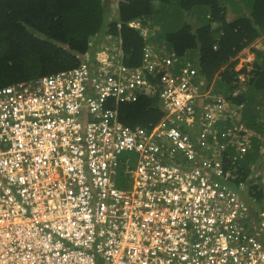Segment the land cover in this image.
<instances>
[{"label": "built area", "instance_id": "obj_1", "mask_svg": "<svg viewBox=\"0 0 264 264\" xmlns=\"http://www.w3.org/2000/svg\"><path fill=\"white\" fill-rule=\"evenodd\" d=\"M125 58L101 48L0 87V264H264V226L226 181L222 108L204 103L194 63L176 58L151 86L162 119L134 128L119 104L162 65Z\"/></svg>", "mask_w": 264, "mask_h": 264}, {"label": "trees", "instance_id": "obj_2", "mask_svg": "<svg viewBox=\"0 0 264 264\" xmlns=\"http://www.w3.org/2000/svg\"><path fill=\"white\" fill-rule=\"evenodd\" d=\"M112 1L0 0V87L79 66L104 34L121 38L132 67L143 65L150 42L167 47L172 58L188 57L198 68V82L221 97L210 102L222 108L213 129L225 144L226 181L245 190L252 224L261 223L264 184L251 176L260 167L264 172V0H115L117 15L109 22ZM132 22L154 35L144 36ZM247 48L255 56L252 69L239 71ZM163 60L150 73L151 85L136 100L119 104L124 123L149 128L162 119L160 96L151 86L180 68ZM226 128L231 134L223 136Z\"/></svg>", "mask_w": 264, "mask_h": 264}, {"label": "rangeland", "instance_id": "obj_3", "mask_svg": "<svg viewBox=\"0 0 264 264\" xmlns=\"http://www.w3.org/2000/svg\"><path fill=\"white\" fill-rule=\"evenodd\" d=\"M113 3V8L111 9V14L108 15L107 20L110 22L113 18L116 17L117 15V8H116V4H115V0L112 1ZM115 16V17H114ZM230 18H232V15L230 14ZM141 33L143 35H145L146 37H151L152 35H154V30H150L149 28L145 27ZM99 46L102 49H105L107 51L112 50L114 53L119 52H123V43L120 37H113L112 35L109 34H104V36L101 37V41L98 44L93 45L90 50L88 51V53L86 55H90L93 54L97 51L96 47ZM167 47L161 48L157 45L154 44V42H150L148 44V50H147V56L149 57V60H153V62L158 63L159 65L156 66H161L162 65V56H164V62H168L169 60V53L167 51ZM254 53L250 50V48H247L240 56V61L239 64L237 66V70H242L243 68H247V69H252V62L254 60ZM84 59V58H83ZM241 80L245 81L246 79V75L245 74H241L240 75ZM204 94L206 96L205 100H208L207 102L210 101H214L215 98V94L212 92V87H205L204 89ZM213 99V100H210ZM240 130V129H238ZM262 163V162H261ZM260 163V165H262ZM261 177V179H259ZM252 180L254 179L255 181L258 180V182L260 184H264V172H262L261 167L258 169V171L256 170L252 176H251ZM252 207V204H251ZM263 222V221H261Z\"/></svg>", "mask_w": 264, "mask_h": 264}, {"label": "clouds", "instance_id": "obj_4", "mask_svg": "<svg viewBox=\"0 0 264 264\" xmlns=\"http://www.w3.org/2000/svg\"><path fill=\"white\" fill-rule=\"evenodd\" d=\"M132 23H135L136 25L135 26H132L131 25V23H130V25L132 26V27H134V28H136V29H139L140 30V32L145 28V27H143V26H141L140 25V23H138V22H132ZM145 36V35H144ZM101 49V48H100ZM99 49V50H100ZM98 51V50H97ZM97 51L95 52V53H93V54H90V55H85L83 58H85V57H87V56H92L93 58L97 55ZM124 53V52H123ZM170 56V58H172V55H169ZM126 57H127V55H126ZM176 58H179V59H184V58H188V57H175V54H173V58H172V60H174V63L175 62H177V61H175L176 60ZM82 61H83V59H82ZM195 65V64H194ZM195 67H196V65H195ZM196 69L198 70V68L196 67ZM217 96H218V94H217ZM222 128V127H221ZM224 131H227V132H230V130L229 129H225ZM243 196H245L244 195V193H243ZM245 198H246V196H245Z\"/></svg>", "mask_w": 264, "mask_h": 264}, {"label": "crops", "instance_id": "obj_5", "mask_svg": "<svg viewBox=\"0 0 264 264\" xmlns=\"http://www.w3.org/2000/svg\"><path fill=\"white\" fill-rule=\"evenodd\" d=\"M259 225L264 226V220H263V222L259 223Z\"/></svg>", "mask_w": 264, "mask_h": 264}]
</instances>
